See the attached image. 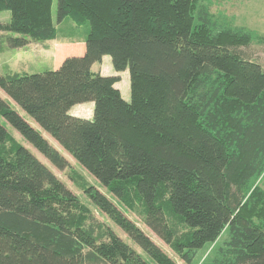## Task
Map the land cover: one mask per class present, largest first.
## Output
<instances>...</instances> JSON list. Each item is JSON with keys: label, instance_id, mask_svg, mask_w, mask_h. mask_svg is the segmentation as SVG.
Listing matches in <instances>:
<instances>
[{"label": "trees", "instance_id": "obj_1", "mask_svg": "<svg viewBox=\"0 0 264 264\" xmlns=\"http://www.w3.org/2000/svg\"><path fill=\"white\" fill-rule=\"evenodd\" d=\"M53 2L0 0V52L57 38ZM223 16L208 0H57L58 23L89 25L85 44L57 69L0 72V89L106 188L113 200L84 192L152 262L13 138L6 124L70 166L0 96V264H180L117 201L185 264L224 235L210 264H264V64L243 53L264 33ZM106 55L114 75L93 71ZM87 102L91 119L71 114Z\"/></svg>", "mask_w": 264, "mask_h": 264}, {"label": "rangeland", "instance_id": "obj_2", "mask_svg": "<svg viewBox=\"0 0 264 264\" xmlns=\"http://www.w3.org/2000/svg\"><path fill=\"white\" fill-rule=\"evenodd\" d=\"M212 2V3H211ZM217 2L220 4L218 5ZM208 4L214 9V11L219 10L220 14L224 13L223 17H226L227 20L232 21L235 25L239 26H248L253 30H256L258 32L264 33V0H208ZM218 6H216V5ZM214 7V8H213ZM223 10V11H222ZM52 14L57 26V32L60 39H64V43H69L70 39H72L73 42L70 41V43H74L75 47H80L82 42L84 41L85 37H87L89 33V25H82L79 26L77 23L71 18L67 17L62 23H58L57 21V0H54L53 7H52ZM10 19V12L9 11H1L0 12V22L8 21ZM0 36L2 33L0 32ZM60 39H57L59 41ZM57 41H53L52 43H57ZM42 42L45 41H33L31 45L24 48H17V49H5L0 52V72L2 74H6L10 71H16L20 73H40L45 70H52L57 69V67L60 65L59 60L55 61L53 60V56L56 57L55 54V46L51 49V47L48 48V52L52 51V54L49 53L46 56L39 55L38 50L41 49V52H43ZM85 44V41L83 42ZM78 44V45H77ZM70 44H68L69 46ZM59 46V44H58ZM243 53L249 54L250 56L254 57L255 59L259 60L264 64V46L260 45L256 42L251 44L249 48H244ZM64 56V54H62ZM61 56V57H62ZM111 57L106 55L105 60L102 64L98 65L96 68L97 72H101L108 74L111 73L113 64L112 61L110 63ZM114 69V68H113ZM122 73V72H121ZM117 86H119L123 93L125 94V97L130 99V75L129 71H125L122 73L121 81L118 82ZM129 88V89H128ZM0 96L3 97L5 100H8L11 104V106L17 110L22 116L25 117L27 121H29L35 128H38L43 135L50 140V142L61 151V153L65 156H67L68 160L70 161V166L65 170H59L56 168L41 152H39L32 144L27 142L22 135L12 128L10 125L6 124L8 127V130L11 135H13V138L16 139L19 143H22L26 147H28L41 161H43L45 164H47L56 174L57 176L66 183V185L79 196L82 202H84L92 211V213L95 215L96 219L99 222L104 223L107 226H110L114 231L122 237V239L126 240L132 247H134L136 250H138L145 259L149 260L148 256L142 252L140 247L133 242L131 238H128L126 233L118 226L116 225L107 215H105L103 212H101L99 209H97L87 198L84 192V187L92 184L97 186L102 192H105L109 194V192L106 190V188L101 185L93 176H91L83 167H81L77 161L70 155L68 152L64 150V148L56 142L49 133L42 130L37 123L29 117L20 106H18L16 103L11 101L9 97L4 93L3 90L0 89ZM85 104V103H84ZM79 105H76L73 109H78ZM92 106V107H90ZM84 107V108H83ZM94 111V103L93 102H87L85 105H82V111L80 112H86L85 116L91 115L89 117L93 116ZM1 119V118H0ZM258 184L262 186L264 189V176L261 177L258 180ZM111 194L108 195L110 199ZM113 200V199H112ZM115 201H117L115 199ZM117 203L124 209V211L127 213V215L133 219L151 238L155 240L159 245L163 247V249L171 256L173 257L177 262L180 264H185V262L180 258V256L176 255L175 252L166 245L162 240H160L144 223V212L142 210V207L138 206L136 211H130L127 207L122 205L119 201ZM226 237L224 235L220 241H216L215 243L211 245L205 246L201 251H199L195 261L193 264H210V261L213 258V251L214 247L217 245V243H221L223 239Z\"/></svg>", "mask_w": 264, "mask_h": 264}, {"label": "crops", "instance_id": "obj_3", "mask_svg": "<svg viewBox=\"0 0 264 264\" xmlns=\"http://www.w3.org/2000/svg\"><path fill=\"white\" fill-rule=\"evenodd\" d=\"M57 39H60V37L59 36H57V38H55V39H52V40H46L45 42H42L43 44H42V47H43V52H41V49H39L38 51L39 52H37V53H39V55H41V56H46L47 54H49V53H51L52 54V51H50V52H48V48L49 47H51V49L53 48V46H55V54H56V57L55 56H53L52 58H53V60L55 59V61H58L59 60V63L62 61V57H61V54H62V52H63V50H64V48H67V47H69L68 49H74L75 48V44L74 43H70V41L71 42H73L72 41V39H70V41H69V43L68 44H70L69 46H68V44H67V42H65L64 43V39H60L59 41H57ZM53 41H57L58 42V44H59V46H58V44L57 43H52ZM84 41H85V39H84ZM83 41V42H84ZM82 42V44L80 45V46H83V43ZM33 42H31V43H29L26 47H28L29 45H31ZM78 45V44H77ZM26 47H24V48H26ZM105 58H106V56L104 57V59H103V61L105 60ZM103 63V62H102ZM110 63H111V60H110ZM98 65H100V64H95L94 66H93V71H95V72H97L96 71V68H95V66L97 67ZM49 70V69H48ZM112 72L111 73H108V74H105V73H102L103 71H101L100 73H102V74H104V75H114L115 74V71H114V69H113V67H112ZM16 72V71H15ZM121 76H122V74H121ZM118 84V83H117ZM120 90H121V92H122V95L125 97V94L123 93V91H122V89L119 87V86H117ZM129 89V88H128ZM126 99H128L127 97H125ZM86 104V103H85ZM85 104H80V106H78V109L76 110V109H71V114L72 115H75V116H78V117H82V118H87V119H91L92 117H89V116H91V115H88L87 114V117H83V116H85L86 114V112H80V111H82V105H85ZM90 107H92V106H90ZM84 108V107H83Z\"/></svg>", "mask_w": 264, "mask_h": 264}]
</instances>
